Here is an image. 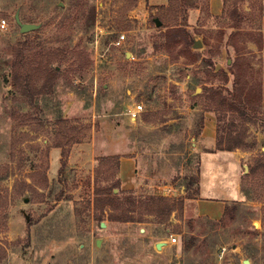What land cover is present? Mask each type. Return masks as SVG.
I'll use <instances>...</instances> for the list:
<instances>
[{
    "label": "rangeland",
    "instance_id": "obj_1",
    "mask_svg": "<svg viewBox=\"0 0 264 264\" xmlns=\"http://www.w3.org/2000/svg\"><path fill=\"white\" fill-rule=\"evenodd\" d=\"M165 2L0 0V264H264V0ZM17 11L41 27L22 33ZM183 24L198 58L184 41L162 45ZM16 61L32 88L59 74L31 97ZM240 90L242 111L221 101ZM230 130L248 145L217 149ZM201 167L202 195L227 204L218 219L185 211ZM165 185L179 207L158 222L140 199ZM112 186L143 221L110 219L124 211L104 202Z\"/></svg>",
    "mask_w": 264,
    "mask_h": 264
},
{
    "label": "trees",
    "instance_id": "obj_2",
    "mask_svg": "<svg viewBox=\"0 0 264 264\" xmlns=\"http://www.w3.org/2000/svg\"><path fill=\"white\" fill-rule=\"evenodd\" d=\"M162 45L168 48H171L174 44H177L180 41H184L189 49V52L193 55L194 58H198L199 54L196 52H193L192 45L195 43V38L193 37V34L187 29L186 25L183 24L181 26H174L166 29L163 34H162ZM198 56V57H197ZM14 71H13V81L15 82L16 85H19L22 88V93L24 94H29V96L33 97L37 94L43 93L48 86H50L51 82L58 76L59 72L55 69H52L46 78L44 84L42 85V88H35L32 86L29 87V84H25L20 71L18 70V62L16 61L14 63ZM226 75V74H225ZM247 93L244 92V90L240 91H235L233 93V99L232 98H227L226 100L224 96H222V93L220 94V99L221 101L227 102V104L234 108L237 107V104L234 103L235 98L238 99L242 105L241 107H237L239 110H243L246 108V103L244 102L245 100L243 99L244 95ZM260 95V94H259ZM249 100L251 102V98L246 95V100ZM252 105V104H251ZM254 105H252L253 107ZM219 131V128H218ZM244 136L240 132H234V130H230L228 132V139L223 140V137L221 135L220 139L217 140V149L220 150H235L236 148L244 147L248 145L245 140ZM109 159V158H108ZM199 179H195V182H198ZM114 189L113 186L109 187L107 190L106 195L109 197H112L115 195V197L108 198L104 202L106 205L111 204L112 209L114 211L116 209H123V213L121 215H116L113 210L112 213L110 214V219L111 220H121V221H132V222H141L143 221L142 219H137L135 216L132 215V211L135 210L136 203H137V198L136 197H129L130 202L129 206L126 207L124 202L117 197V194H114ZM132 192V190H130ZM196 192L198 193V189H196ZM97 195H99L100 190H98ZM110 199V200H109ZM178 201V200H177ZM140 202L145 205L146 211L149 215H153L158 222H165L168 220L171 215L173 214L176 209H178V204L176 203V200L166 196L165 194L163 195H155V194H150L147 195L146 197H142L140 199ZM108 203V204H107ZM154 206V207H153ZM183 208V201L180 203V209ZM101 210L104 212L105 211V205L102 206ZM99 219L102 218L101 215L98 216ZM193 245L192 242L187 244V247H191Z\"/></svg>",
    "mask_w": 264,
    "mask_h": 264
},
{
    "label": "crops",
    "instance_id": "obj_3",
    "mask_svg": "<svg viewBox=\"0 0 264 264\" xmlns=\"http://www.w3.org/2000/svg\"><path fill=\"white\" fill-rule=\"evenodd\" d=\"M165 3H166L165 0H157V4H165ZM204 130H205V128H204ZM205 131H207V130H205ZM209 131L210 132H208V134L204 132V135H209L207 141L210 143H213L214 139H215L213 126H211ZM213 151H215V149ZM218 151L219 150H216L215 152H218ZM232 152H233L232 154L235 156L236 160L238 159L240 161L241 157L239 156V154H237V151H232ZM125 161L126 162L121 163V166L123 167L122 173H123V176L128 177L130 174H132V170H133V167L135 165V162H133V160H131L130 158H128ZM239 161H238V163H239ZM202 177H203V172H202V167H201L200 180L198 183V193H196L195 197L190 198L186 201L185 211L189 212V210L187 209L188 203L193 202L195 208H194V211H191V214L208 215L214 219H218L224 214L226 207H227L226 206L227 204L225 203L224 199L202 195V192H204V186L201 184L203 182ZM237 186L239 187V193H240L239 198L241 199L243 194H242V188H241V176H240V174H239ZM206 195H209V194H206ZM214 198H217V199H214ZM239 198L231 200V198L228 197V199L226 201H229V202L230 201H237V200H239ZM213 205H216L218 207L216 209V213H215V209H214Z\"/></svg>",
    "mask_w": 264,
    "mask_h": 264
},
{
    "label": "built area",
    "instance_id": "obj_4",
    "mask_svg": "<svg viewBox=\"0 0 264 264\" xmlns=\"http://www.w3.org/2000/svg\"><path fill=\"white\" fill-rule=\"evenodd\" d=\"M2 25H5L4 22L2 23ZM124 41H125V34H121L113 41V44L115 46H122ZM143 110H144V105L142 103H138V104L134 105L133 108H131L130 114L135 117L138 114H140ZM162 189H163L162 190L163 194L170 195L172 197H173V195H176V197H177V195L180 194L179 189L174 190L169 185L163 186ZM178 242H179L178 233H171V236L169 237V243L177 244Z\"/></svg>",
    "mask_w": 264,
    "mask_h": 264
},
{
    "label": "water",
    "instance_id": "obj_5",
    "mask_svg": "<svg viewBox=\"0 0 264 264\" xmlns=\"http://www.w3.org/2000/svg\"><path fill=\"white\" fill-rule=\"evenodd\" d=\"M15 19H16V22L20 25V31L22 33H26V32L32 31V30H36V29L41 27V23L23 22L21 20V18H20V11L16 12ZM159 23L160 22H158V24ZM200 46H202V42L200 40H196L195 43H194V47H200ZM103 224H104V222H103ZM97 244H100L99 240L97 241ZM163 244H164V242L160 241V242L157 243V247L161 248L163 246ZM244 263L245 264H250V260L249 259H245Z\"/></svg>",
    "mask_w": 264,
    "mask_h": 264
}]
</instances>
